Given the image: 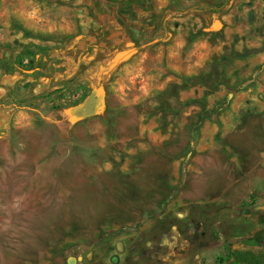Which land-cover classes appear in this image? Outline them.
I'll list each match as a JSON object with an SVG mask.
<instances>
[{"label":"rangeland","instance_id":"rangeland-1","mask_svg":"<svg viewBox=\"0 0 264 264\" xmlns=\"http://www.w3.org/2000/svg\"><path fill=\"white\" fill-rule=\"evenodd\" d=\"M130 2L0 0V264H232L264 230V157H184L203 107L170 108L155 67L140 89L138 53H94L127 34ZM91 96L98 110L73 118Z\"/></svg>","mask_w":264,"mask_h":264},{"label":"crops","instance_id":"crops-1","mask_svg":"<svg viewBox=\"0 0 264 264\" xmlns=\"http://www.w3.org/2000/svg\"><path fill=\"white\" fill-rule=\"evenodd\" d=\"M155 1L131 0V18L124 15L123 27L115 22V29L127 34L110 36L107 49L98 40L94 53L113 55V66L121 58L127 64L138 53V65L125 68L131 81L140 78V89H149L155 67L156 74H170L167 81L178 88L177 106L188 100L190 109L203 107L209 117L203 119L197 147L184 157L204 154L212 164L217 145L219 151L235 148L242 163L264 157V0ZM167 85L158 84L157 89L163 92ZM92 99L98 110L101 99ZM234 134L237 143L232 145ZM260 233L264 230L242 233L241 245L232 251H252L264 264V243L251 245Z\"/></svg>","mask_w":264,"mask_h":264},{"label":"trees","instance_id":"trees-1","mask_svg":"<svg viewBox=\"0 0 264 264\" xmlns=\"http://www.w3.org/2000/svg\"><path fill=\"white\" fill-rule=\"evenodd\" d=\"M172 87H173V90L171 92H168V90H165L161 94L173 93V96H171L170 98H167L164 101L166 102V101H169V99H171L172 102L169 101V103L175 104V108H173V107H170V108H172L173 110H175V112H177L179 110V106H177L178 105V102H177V96H178L177 90H178V88L176 86H172ZM202 117L204 119V117H209V116H206V114L203 113ZM262 243H264V233H260V234L256 235L253 238L251 245L255 246V245L262 244ZM219 260H220V262H218L217 264H223V261L221 259H219ZM232 264H262V261L256 257L254 252L246 251L244 253H234Z\"/></svg>","mask_w":264,"mask_h":264},{"label":"flooded vegetation","instance_id":"flooded-vegetation-1","mask_svg":"<svg viewBox=\"0 0 264 264\" xmlns=\"http://www.w3.org/2000/svg\"><path fill=\"white\" fill-rule=\"evenodd\" d=\"M92 97V96H91ZM91 97L90 98H87L80 106L76 107L73 112H72V116L73 118H84L86 116H90V115H93L96 110H97V106H96V99H95V103L93 102L94 100L92 99L91 100ZM91 100V101H89ZM89 103H93L92 107L90 108L89 112L85 113L86 112V107Z\"/></svg>","mask_w":264,"mask_h":264}]
</instances>
